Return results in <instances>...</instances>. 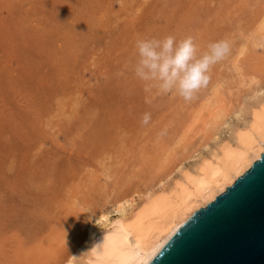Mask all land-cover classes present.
I'll use <instances>...</instances> for the list:
<instances>
[{
    "label": "rangeland",
    "instance_id": "374dc122",
    "mask_svg": "<svg viewBox=\"0 0 264 264\" xmlns=\"http://www.w3.org/2000/svg\"><path fill=\"white\" fill-rule=\"evenodd\" d=\"M263 6L264 0H0V264H57L89 231L90 213L99 206L112 211L109 196L144 191L188 147L199 153L185 167L209 154L215 142L199 147L208 112L195 117L207 91L218 84L231 106L251 85H264V46L248 40ZM169 35L194 37L198 54L212 41L231 42L230 55L212 66L191 102L134 71L137 39ZM146 112L151 120L142 125ZM95 133L105 140H92ZM226 136L228 128L220 139ZM118 215L112 211L110 219Z\"/></svg>",
    "mask_w": 264,
    "mask_h": 264
},
{
    "label": "bare ground",
    "instance_id": "6f19581e",
    "mask_svg": "<svg viewBox=\"0 0 264 264\" xmlns=\"http://www.w3.org/2000/svg\"><path fill=\"white\" fill-rule=\"evenodd\" d=\"M258 18L251 38L247 39L253 45L264 46V6ZM242 45L240 53H245L247 44ZM236 64L233 65L235 70L239 65ZM257 83V86H250L245 99L231 106L224 103L221 87L218 84L212 86L211 92L208 90L204 95L205 101L200 100L201 109L195 115L198 118L203 111L208 112L199 147L215 142L210 153L202 155L193 167H185L183 161L199 151L191 148L194 151L190 154L188 147V155L185 153L187 156L184 154L181 161L178 159L176 163L173 158V163L170 159L173 165L163 162L166 166L162 164L165 167L161 166L164 169L159 176L156 174V182L149 187L147 183L144 191L137 193L136 188L133 190L136 193L109 196L107 201H114L112 211L119 215L110 219L112 211L104 206L90 213L86 217L88 222L84 220L89 231L57 264H69L71 256L80 258L72 264H127L130 252L150 254L152 259L178 225L223 193L264 153V85ZM104 127L105 124H99L98 130L103 131ZM225 128H228V136L220 139ZM97 137L105 140V136L97 133L92 140ZM99 144L100 141L95 144L96 148ZM166 158L170 161L168 155ZM94 221H98V227L91 224Z\"/></svg>",
    "mask_w": 264,
    "mask_h": 264
},
{
    "label": "water",
    "instance_id": "95a60500",
    "mask_svg": "<svg viewBox=\"0 0 264 264\" xmlns=\"http://www.w3.org/2000/svg\"><path fill=\"white\" fill-rule=\"evenodd\" d=\"M151 264H264V153L178 225Z\"/></svg>",
    "mask_w": 264,
    "mask_h": 264
},
{
    "label": "clouds",
    "instance_id": "9594fccd",
    "mask_svg": "<svg viewBox=\"0 0 264 264\" xmlns=\"http://www.w3.org/2000/svg\"><path fill=\"white\" fill-rule=\"evenodd\" d=\"M136 49L139 59L134 71L138 78L154 82L162 93L175 92L185 102H191L209 83L212 66L230 55L231 42L227 38L212 41L205 51L198 54L194 37L189 35L177 40L169 35L162 39H137ZM150 120L151 114L146 112L141 124L147 125ZM159 135H165V131ZM79 259L71 256L69 264ZM127 264H151V255L130 252Z\"/></svg>",
    "mask_w": 264,
    "mask_h": 264
}]
</instances>
